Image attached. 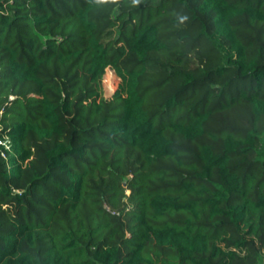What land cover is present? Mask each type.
I'll return each mask as SVG.
<instances>
[{
  "label": "trees",
  "instance_id": "trees-1",
  "mask_svg": "<svg viewBox=\"0 0 264 264\" xmlns=\"http://www.w3.org/2000/svg\"><path fill=\"white\" fill-rule=\"evenodd\" d=\"M0 264H264V0H0Z\"/></svg>",
  "mask_w": 264,
  "mask_h": 264
},
{
  "label": "rangeland",
  "instance_id": "rangeland-1",
  "mask_svg": "<svg viewBox=\"0 0 264 264\" xmlns=\"http://www.w3.org/2000/svg\"><path fill=\"white\" fill-rule=\"evenodd\" d=\"M118 77L112 69L105 68L103 78H102V93L103 96L108 98L115 91L118 84ZM126 195H128L129 190H126Z\"/></svg>",
  "mask_w": 264,
  "mask_h": 264
}]
</instances>
